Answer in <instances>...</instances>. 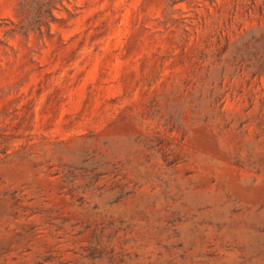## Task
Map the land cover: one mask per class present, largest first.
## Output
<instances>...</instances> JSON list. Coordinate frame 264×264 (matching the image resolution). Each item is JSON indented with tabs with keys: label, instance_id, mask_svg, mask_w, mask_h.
<instances>
[{
	"label": "rangeland",
	"instance_id": "374dc122",
	"mask_svg": "<svg viewBox=\"0 0 264 264\" xmlns=\"http://www.w3.org/2000/svg\"><path fill=\"white\" fill-rule=\"evenodd\" d=\"M0 0V264H264V0Z\"/></svg>",
	"mask_w": 264,
	"mask_h": 264
},
{
	"label": "trees",
	"instance_id": "16d2710c",
	"mask_svg": "<svg viewBox=\"0 0 264 264\" xmlns=\"http://www.w3.org/2000/svg\"><path fill=\"white\" fill-rule=\"evenodd\" d=\"M26 1L28 0H22V3L20 4L29 15L32 9L30 7H26V4L23 3ZM64 1L65 0H36L37 18H30L27 16L25 23L20 26L19 32L23 35H27L28 32L41 31L42 27H48L49 24L55 19L54 11L63 6Z\"/></svg>",
	"mask_w": 264,
	"mask_h": 264
}]
</instances>
